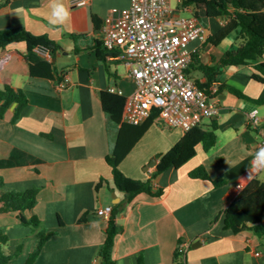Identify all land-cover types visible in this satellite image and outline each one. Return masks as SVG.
Listing matches in <instances>:
<instances>
[{"label": "crops", "instance_id": "crops-1", "mask_svg": "<svg viewBox=\"0 0 264 264\" xmlns=\"http://www.w3.org/2000/svg\"><path fill=\"white\" fill-rule=\"evenodd\" d=\"M58 2L9 0L0 5V30L23 28L33 35L47 36L60 47L54 57L48 50L30 53L25 43L0 50V58L8 51L20 52L0 75V90L9 81L29 99L18 119L16 105L0 118V177L13 190H40L35 209L24 213L27 220L35 217L40 221L39 229L24 225L17 213L0 214V228L10 238L7 253L23 248L9 264L28 263L41 230L53 235L33 264H93L106 240L110 220L102 214L106 207H113L112 213L118 214L117 223L123 227L115 240V264H139L140 259L145 264H175L182 241L190 244L186 264H264V238L249 229L233 234L224 221L226 209L247 187L238 185L245 183L244 175L260 151L261 135L249 126L248 116L255 109L264 116V105L240 99L227 90L220 93V115L201 124L209 130L216 121L217 145L209 152L199 145L187 164L159 175L154 187L163 189L161 197L141 194L115 211L126 195L115 186L107 158L119 128L104 111L102 93L115 88L114 93L129 98L135 85L121 61L100 59L103 49L96 45L101 36L94 18L102 26L113 9L128 8L131 0H92L85 7H73L70 0H63L72 16L62 30L50 23ZM201 16L208 36L223 26L222 19ZM235 39L230 36L218 47L200 41L189 47L193 59L196 54L202 64H217L227 51L238 48ZM28 60L32 64L50 62L54 79L30 76ZM242 68H250L251 73L243 75ZM254 72L252 66L227 68L209 88L225 84L251 99H264V86L252 80ZM189 77L207 83L196 67L191 68ZM65 78L70 84L60 89ZM186 133L156 119L122 162L121 171L132 179L149 180L159 164L154 165L155 157L168 153ZM200 167L207 170L211 181L190 176ZM103 179L107 183L98 189ZM259 179L264 180V174ZM216 180L226 183L215 187L212 181ZM82 219L85 222L81 223Z\"/></svg>", "mask_w": 264, "mask_h": 264}, {"label": "trees", "instance_id": "trees-1", "mask_svg": "<svg viewBox=\"0 0 264 264\" xmlns=\"http://www.w3.org/2000/svg\"><path fill=\"white\" fill-rule=\"evenodd\" d=\"M1 5V4H0ZM185 7H190L194 16L199 20L202 14L211 19H222L223 26L214 34L208 36L207 43L212 46H220L228 37L236 35L239 43L236 50L227 51L224 56L215 64L205 65L197 60L194 55L193 63L187 73L190 76L191 68L196 67L207 78L206 84H199L203 90L217 81V77L222 74V70L231 67L252 66L254 73L252 80L264 86V0H184ZM96 30H100L101 23L94 18ZM25 43L28 52L32 53L39 49L48 50L52 57L60 47L47 36H36L23 28L0 30V50H6L11 44ZM100 59L105 61L114 58L117 53L107 50L102 42L97 41ZM20 54L19 51H8L0 58V75L4 71L7 63ZM29 62V60H28ZM28 73L33 77L54 79L53 65L44 60L37 64H28ZM217 84V83H216ZM225 90L240 99L264 105V99H251L242 91L225 85H218L217 96ZM104 111L109 120L119 128L116 144L107 161L112 168L113 181L121 192L125 193V201L115 207V211H121L125 204L131 203L137 196L147 194L158 198L164 194L163 189L154 187V180L171 168L180 169L197 154V147L202 145L206 152L211 151L218 142V125L213 121L211 129L206 130L202 125H198L188 131L183 139L176 144L168 153L161 156L157 167L152 170L149 180L141 181L127 177L120 169L122 162L133 150L139 140L146 134L150 126L158 117L155 111L151 118L141 125H131L124 120L128 97L110 90L102 93ZM29 104V99L23 90H16L9 81L4 83L0 90V118L3 119L7 111L14 105L15 120L18 119ZM14 120V121H15ZM190 176L194 179L210 180L209 174L204 167L193 171ZM215 187H220L226 182L224 180L212 181ZM107 181L101 180L98 189ZM38 188L25 191H17L8 188L0 177V214L17 213L24 225L32 227L34 230L40 228V221L32 217L27 220L25 212H32L38 204ZM117 215L112 213L108 228L106 230V240L100 249L99 259L101 264H115L113 261V250L116 237L123 232V227L117 223ZM225 228L233 234H239L249 229L256 234H261L264 238V180L259 178L253 180L224 212ZM85 222L84 219L81 223ZM52 233L39 231L37 233V245L34 252L30 255L27 264H33L42 252L45 243L52 236ZM10 243L8 235L3 233L0 228V264H9L12 260L19 257L23 251L21 246L15 253L8 254L6 247ZM139 264H145L140 259ZM175 264H186L181 254L177 251Z\"/></svg>", "mask_w": 264, "mask_h": 264}, {"label": "built area", "instance_id": "built-area-1", "mask_svg": "<svg viewBox=\"0 0 264 264\" xmlns=\"http://www.w3.org/2000/svg\"><path fill=\"white\" fill-rule=\"evenodd\" d=\"M8 1L0 0V4ZM91 1L70 0V3L73 7H85ZM173 1L177 2L176 7ZM182 12L191 16H181ZM99 31L103 46L117 53L113 59L128 68L135 85L134 93L128 98L125 122L141 125L157 111V119L165 126L188 132L205 119L220 115L218 84L203 90L187 73L194 54L190 44L207 42L208 34L192 9L185 7L184 0H131L128 8L113 9ZM69 84L70 79L65 78L59 88L65 89ZM111 91L116 92L115 88ZM248 124L259 131L258 145L260 150L264 149V116L258 109L249 114ZM254 158L244 175L245 183L239 184V188L264 174V169L254 167ZM112 211L113 207H106L102 214L110 217ZM189 248L190 244L180 242L177 251L182 259ZM93 264H101L100 259H95Z\"/></svg>", "mask_w": 264, "mask_h": 264}, {"label": "clouds", "instance_id": "clouds-1", "mask_svg": "<svg viewBox=\"0 0 264 264\" xmlns=\"http://www.w3.org/2000/svg\"><path fill=\"white\" fill-rule=\"evenodd\" d=\"M51 16L54 20H50V23L57 26V30H62L64 26L71 22V11L64 4L63 0H59L52 9ZM254 167L258 169H264V149H261L255 156L253 161Z\"/></svg>", "mask_w": 264, "mask_h": 264}, {"label": "rangeland", "instance_id": "rangeland-1", "mask_svg": "<svg viewBox=\"0 0 264 264\" xmlns=\"http://www.w3.org/2000/svg\"><path fill=\"white\" fill-rule=\"evenodd\" d=\"M173 6H174V7L177 6V2H176V1H173ZM180 15H181V16H186V17L191 16V14H190V13H187V12H182V13H180ZM204 22H207V20L204 19ZM235 38H236L235 35L231 36V39H235ZM235 40H236V39H235ZM195 42H196V41H195ZM189 48H190V47H189ZM222 48H223V46H222L221 48H219V49H222ZM242 69H243V72H242L243 75H249V74L251 73V69H250V68H242ZM143 171H144V169H143ZM263 249H264V245H263Z\"/></svg>", "mask_w": 264, "mask_h": 264}, {"label": "water", "instance_id": "water-1", "mask_svg": "<svg viewBox=\"0 0 264 264\" xmlns=\"http://www.w3.org/2000/svg\"><path fill=\"white\" fill-rule=\"evenodd\" d=\"M159 158H161L160 155H157V156L155 157V159L153 160L154 165H157V164L159 163V162H158V159H159ZM154 165H151V167H154ZM150 174H151V173H150ZM259 236L262 237L261 234H259Z\"/></svg>", "mask_w": 264, "mask_h": 264}]
</instances>
